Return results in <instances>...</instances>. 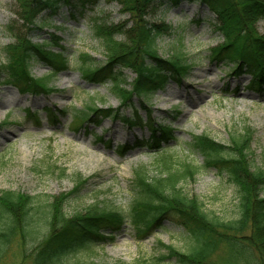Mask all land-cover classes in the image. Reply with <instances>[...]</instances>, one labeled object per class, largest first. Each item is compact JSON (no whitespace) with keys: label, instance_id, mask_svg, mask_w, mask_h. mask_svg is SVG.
<instances>
[{"label":"rangeland","instance_id":"rangeland-1","mask_svg":"<svg viewBox=\"0 0 264 264\" xmlns=\"http://www.w3.org/2000/svg\"><path fill=\"white\" fill-rule=\"evenodd\" d=\"M23 16L21 0H0V64L5 62L6 51L16 52L13 47L20 38L39 44L52 39L51 35L59 38L54 41L65 49L69 69L52 74L42 62H31L29 76L42 79L50 90L42 94L31 93L28 84L18 86L17 79L4 81L8 74L0 75V192L30 196L41 207L39 210L47 211L48 204L69 193L80 179L79 192L62 202L65 216L82 215L93 205L121 211V228L113 233L102 231L103 236L110 234L111 240L75 255L92 264H176L158 260L165 254L162 245L181 252L189 249L187 234L170 220L139 238L130 208L135 197L133 173L140 167L154 179L167 174L164 161L172 172L181 170L184 163L190 164L197 172L193 178L180 180L182 191L196 197L207 213L225 220L237 217L235 185L225 174L207 166L203 155L192 150L190 144L195 136L206 135L229 147L233 136L249 132L251 168L264 171V82L254 88L249 84L250 75L229 76L224 64L211 60V50L222 37L214 32L215 17L204 4L179 0L172 6L165 0L148 7L145 19L149 23L173 27L172 33L156 40L157 55H180L185 73L150 97L140 99L130 92L127 96L132 98L122 104L125 94L119 96L108 82L83 80L79 70L81 54H89L96 65L105 61L103 43L92 32L93 18L106 24H124L125 29L131 25L118 2L101 0L85 11L61 5L53 15H37L32 30ZM255 28L264 34V19ZM115 40L126 39L116 35ZM44 46L56 49L54 44ZM122 73L126 90L135 74L129 69ZM198 73L204 77H193ZM97 106L116 109L119 117L103 119L98 126L77 123L81 113ZM47 109L56 115L55 122L47 120ZM26 112L34 113L39 122L28 118ZM126 119L134 120L133 124H125ZM152 126L156 130L168 127L171 140H159L154 148L134 147L138 140L150 141L155 133ZM81 180L86 182L82 184ZM43 223L37 220L32 238L24 242L16 232L0 264H32L36 247L57 224Z\"/></svg>","mask_w":264,"mask_h":264},{"label":"trees","instance_id":"trees-1","mask_svg":"<svg viewBox=\"0 0 264 264\" xmlns=\"http://www.w3.org/2000/svg\"><path fill=\"white\" fill-rule=\"evenodd\" d=\"M23 17H27L30 29L34 28V18L43 12L56 13L59 6L73 11H82L97 6L99 0H21ZM116 1L121 10L131 20L125 29L124 24H106L93 18L92 32L102 41L105 49V61L96 65L89 54H81L79 59L80 76L94 83H110L119 96L125 94L120 104L131 99L146 98L162 90L173 79H180L185 73L180 55L162 58L157 55L156 40L172 33V26L164 23H149L145 17L149 6L165 0H108ZM175 6L179 0H166ZM214 15V32L222 37V42L211 50V60L224 64L232 76L250 75L252 87L258 88L264 82V34L256 31V24L264 19V0H198ZM71 18L75 14H70ZM127 26V25H126ZM123 35L124 42L115 40ZM34 44L26 38L17 40L16 52H7L4 64H0V75L8 74L4 79H17L19 85L28 84L31 93L42 94L50 91L42 80H33L29 76V65L33 61L42 62L53 74L69 69V59L63 46L53 38ZM45 44H54L55 51L46 49ZM11 49V50H13ZM123 69L135 74L129 92L124 90ZM254 79V80H253ZM31 81L28 82V81ZM253 80V82H252ZM259 80L257 85H254ZM117 110L109 107H94L87 113H81L77 123L91 122L97 125L106 117H118ZM50 121L55 115L47 110ZM65 112V111H63ZM61 111L60 113L63 114ZM29 118L37 121L36 115ZM127 123L129 120L125 121ZM79 126V125H78ZM149 142L137 141L134 147L154 148L162 140H171L170 129L154 126ZM164 128V130H162ZM159 131L157 134L156 132ZM250 133L232 137L226 147L206 135L195 136L190 147L204 157L209 167L225 174L237 190V217L222 219L214 213H207L203 204L196 198L185 194L178 186L181 179L193 178L197 169L184 163L181 170L169 171L164 161L166 175L150 179L140 167L133 173L131 187L134 201L130 208L131 221L139 238H143L165 220L174 222L187 234L189 249L181 252L170 245H162L165 254L158 259L173 260L176 264H264V171L251 168L249 151ZM152 144L155 145L152 147ZM127 147L121 155H124ZM249 158V159H248ZM86 181L81 180L84 184ZM74 188L59 200L48 204L47 211H41L33 198L19 192H0V260L10 240L18 232L21 240L32 238L37 220L45 225L56 226L41 241L32 255V264H92L77 258L79 252L92 246L111 240L110 234L103 236L102 231H118L124 217L119 210L99 209L95 205L88 207L84 214L71 217L62 212V202L79 192L80 179ZM158 262V263H160Z\"/></svg>","mask_w":264,"mask_h":264},{"label":"bare ground","instance_id":"bare-ground-1","mask_svg":"<svg viewBox=\"0 0 264 264\" xmlns=\"http://www.w3.org/2000/svg\"><path fill=\"white\" fill-rule=\"evenodd\" d=\"M99 2H101V0H99ZM112 2V1H111ZM99 4V3H98ZM97 4V5H98ZM96 7V6H95ZM94 8V7H93ZM200 73H198V74H196L195 76H193V77H195V78H203L204 77V75H201ZM200 76V77H199ZM125 83V82H124ZM129 89H131V85H130V87H129ZM128 92L130 91V90H128V89H126ZM133 94V93H132ZM131 97V96H130ZM132 98V97H131ZM121 101H122V99H121ZM127 102H129V101H127ZM121 103V102H120Z\"/></svg>","mask_w":264,"mask_h":264}]
</instances>
